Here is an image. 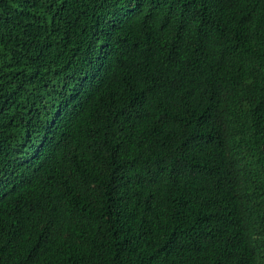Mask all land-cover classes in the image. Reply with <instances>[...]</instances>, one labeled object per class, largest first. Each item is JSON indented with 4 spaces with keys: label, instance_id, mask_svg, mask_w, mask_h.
Here are the masks:
<instances>
[{
    "label": "trees",
    "instance_id": "16d2710c",
    "mask_svg": "<svg viewBox=\"0 0 264 264\" xmlns=\"http://www.w3.org/2000/svg\"><path fill=\"white\" fill-rule=\"evenodd\" d=\"M0 264H264V0H0Z\"/></svg>",
    "mask_w": 264,
    "mask_h": 264
}]
</instances>
